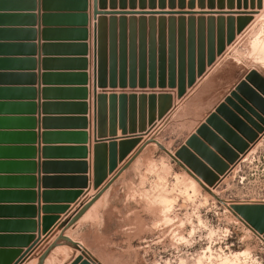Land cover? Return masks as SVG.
<instances>
[{"label":"rangeland","instance_id":"rangeland-1","mask_svg":"<svg viewBox=\"0 0 264 264\" xmlns=\"http://www.w3.org/2000/svg\"><path fill=\"white\" fill-rule=\"evenodd\" d=\"M109 2L120 14L111 16L98 47L109 82L120 83L110 132L116 120L122 136L156 129L150 139L180 160L177 153L199 129L219 135L227 128L237 136V160L182 164L203 188L151 143L150 163L131 164L99 200L103 228L98 215L75 238L79 225L68 228L79 218L61 234L80 250L63 244L50 256L55 264H64L67 253L68 264L78 258L79 264H264V241L230 210L264 200V0ZM137 88H157V112L145 117L142 105L136 126L132 108L138 98H127L125 91ZM142 137L114 143L120 155L115 161L111 154L97 193L126 165Z\"/></svg>","mask_w":264,"mask_h":264},{"label":"crops","instance_id":"crops-1","mask_svg":"<svg viewBox=\"0 0 264 264\" xmlns=\"http://www.w3.org/2000/svg\"><path fill=\"white\" fill-rule=\"evenodd\" d=\"M112 9L119 12L109 0H98V12ZM94 12V0H0V249L21 252L13 264L30 249L19 264H37L61 228L90 202L97 193L98 169L110 162L114 143L143 136L126 164L156 131L122 136L116 120L110 132L120 88H111L103 77L107 68L98 44L96 71L95 37L102 40L111 16ZM125 92L138 98L132 108L136 126L142 105L145 117L156 115L157 88ZM153 146L147 145L132 164L150 163ZM115 154L120 155L118 147ZM101 201L68 228L71 232L79 225L72 236L78 238L90 227L87 220L98 215L103 228ZM50 257L48 263L55 264V256ZM71 259L67 253L64 264Z\"/></svg>","mask_w":264,"mask_h":264},{"label":"water","instance_id":"water-1","mask_svg":"<svg viewBox=\"0 0 264 264\" xmlns=\"http://www.w3.org/2000/svg\"><path fill=\"white\" fill-rule=\"evenodd\" d=\"M98 0H94V16L97 15H109V16H117L120 12H98L97 11ZM97 33L95 37V57H96V71H97ZM97 74V73H96ZM103 77H108L105 72L102 73ZM100 76V75H99ZM102 76V75H101ZM98 78H96L97 80ZM110 79V78H109ZM111 88H120V83L117 80H112L109 82ZM116 100V96L111 97V101ZM114 106V105H113ZM221 131H226L219 133V135H215L210 132L206 127L199 129L196 135L192 136L186 143V146L183 147L177 154L180 160L174 157L170 152L160 146L155 139H150L146 142V144L141 147L126 163V165L117 172V174L91 199V201L83 208V210L75 217V219L70 223L67 224L68 227L72 226L86 211H88L92 206H94L104 195V193L110 188V186L116 181V179L124 172L142 153L144 148L154 143L159 146L166 154L170 156V158L179 164L181 168L190 176L192 177L201 187L206 188L204 183L195 175L193 174L187 167L182 164H225L226 161L229 164H233L237 160V155L235 154L234 150L237 149V136L230 132L227 128H224ZM248 144H244V147L239 150L240 153L246 151ZM116 144L111 146L113 152V159H116ZM238 150V149H237ZM219 154L221 159L216 155ZM116 161V160H115ZM107 167L105 164L98 169V176H97V183L95 185V190H97L103 181L106 179L107 176ZM230 210L234 213V215L239 219L246 227H248L253 233H255L260 239L264 241V204H255V203H247V204H239V205H232ZM66 227V226H64ZM63 228V227H62ZM61 228V229H62ZM69 245L75 249H79L80 247L78 244L71 241L69 238L65 237L64 232L50 245L46 251L40 256L37 264H44L45 261L49 258L50 254L59 246L61 245ZM0 239V246H3ZM31 251L24 255L22 259ZM20 251L18 250H4L0 249V264H13L14 261L20 257ZM21 259V260H22ZM20 260V261H21ZM82 258H78L73 264H79ZM19 261V262H20ZM19 262L17 264H19Z\"/></svg>","mask_w":264,"mask_h":264},{"label":"bare ground","instance_id":"bare-ground-1","mask_svg":"<svg viewBox=\"0 0 264 264\" xmlns=\"http://www.w3.org/2000/svg\"><path fill=\"white\" fill-rule=\"evenodd\" d=\"M226 264V263H225Z\"/></svg>","mask_w":264,"mask_h":264}]
</instances>
